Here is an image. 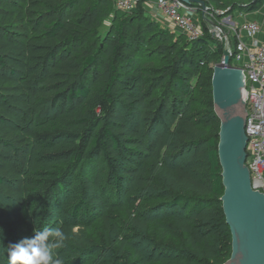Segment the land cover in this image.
I'll return each instance as SVG.
<instances>
[{"label":"trees","instance_id":"trees-1","mask_svg":"<svg viewBox=\"0 0 264 264\" xmlns=\"http://www.w3.org/2000/svg\"><path fill=\"white\" fill-rule=\"evenodd\" d=\"M205 1L227 14L264 3ZM108 3L0 0V264H8L10 244L55 228L66 235L62 264H86L97 250L96 212L108 210L112 194L159 199L133 219L136 235L159 254L135 252L136 264H222L231 234L220 201L219 138L209 137L220 122L204 38L175 39L146 17L143 3L131 12ZM152 41L162 59L137 63ZM203 154L199 172L192 167ZM57 205L62 217L53 222ZM153 214L172 219L179 246L150 238L161 226Z\"/></svg>","mask_w":264,"mask_h":264},{"label":"rangeland","instance_id":"rangeland-1","mask_svg":"<svg viewBox=\"0 0 264 264\" xmlns=\"http://www.w3.org/2000/svg\"><path fill=\"white\" fill-rule=\"evenodd\" d=\"M199 1L205 3L206 11L200 4L193 3L190 6L193 9L190 15H192L194 21L198 24L199 29L202 32L201 37L204 38V43H201L199 46L209 65L214 67L217 64V61L222 60L223 52L225 50L229 47L234 49L237 40L236 34L240 32L241 26L243 25L242 20H245V17H242V12L227 14L229 12L228 9L223 10L221 7L207 4L205 0ZM146 2L147 1L143 3L146 17L155 21L163 19L156 12L154 3ZM108 4L113 12L114 10H117L113 4ZM203 16H205V19H203ZM240 17L242 19H239ZM212 23L219 28L215 27ZM112 24H114V22L111 18L105 21V24L100 30L101 37H104L108 33ZM164 28L170 30L175 39L177 38L182 42L187 41L186 35L175 24L170 23ZM199 39H197V41H200ZM158 46L159 44L155 43V41L147 42V46L141 48L140 55L143 54V56L141 57L138 55V57H136L137 63L142 62L141 60H143V62L161 60L162 57L156 50ZM230 62L233 66L239 65L232 59ZM125 68L126 69L123 73L125 79L129 81L133 78V72L128 65H125ZM161 88L162 86L155 91L156 96ZM211 130L209 137L216 138L218 135L216 128ZM171 132L172 128L168 135H166L168 145L175 142ZM195 154L196 151L193 150L190 153H187L184 159L189 162ZM205 164L206 157L203 154L199 158L198 163L192 168L197 169L199 172H205ZM157 202H159V199H151L144 195L121 200L115 194H112L108 210L103 213L96 212L97 219L94 221L91 238L97 246V250L88 259L86 264H136L137 260L135 252H142L146 256H157L159 253L156 251L155 247L151 245V242L137 236L133 230V219L137 214L148 209L150 206H154ZM54 211L53 222L62 217L60 206H55ZM156 215L157 214H153L151 217L157 218L161 226L157 228L154 226L152 231L148 233L150 238L157 244L179 246L182 240L179 233L172 227V219L168 216L155 217ZM63 249L64 247L54 250L55 258L62 259L59 254ZM65 258L66 257H64V259ZM225 259H222V264L226 262H224ZM152 264L158 263L154 262Z\"/></svg>","mask_w":264,"mask_h":264},{"label":"water","instance_id":"water-1","mask_svg":"<svg viewBox=\"0 0 264 264\" xmlns=\"http://www.w3.org/2000/svg\"><path fill=\"white\" fill-rule=\"evenodd\" d=\"M181 1L188 6L198 3L206 11L202 1ZM231 59V52L225 50L211 81L214 113L220 122L217 153L224 188L220 201L231 234V257L224 264H264V193L254 189L246 164V77L241 68L229 64Z\"/></svg>","mask_w":264,"mask_h":264},{"label":"built area","instance_id":"built-area-1","mask_svg":"<svg viewBox=\"0 0 264 264\" xmlns=\"http://www.w3.org/2000/svg\"><path fill=\"white\" fill-rule=\"evenodd\" d=\"M109 1L117 10L131 12L139 4L151 0ZM153 2L159 14L175 24L189 41L201 38L202 32L190 15L193 11L190 6L181 0H153ZM260 31L261 26L257 22L244 23L240 32L236 34L234 49L231 47L228 49L232 54V60L239 64L235 67L241 68L246 77L244 92L248 138L246 164L251 173L254 189L264 193V43L257 38ZM229 64L231 65V62Z\"/></svg>","mask_w":264,"mask_h":264},{"label":"clouds","instance_id":"clouds-1","mask_svg":"<svg viewBox=\"0 0 264 264\" xmlns=\"http://www.w3.org/2000/svg\"><path fill=\"white\" fill-rule=\"evenodd\" d=\"M66 235L60 228L45 229L10 244L8 264H62L54 250L64 246Z\"/></svg>","mask_w":264,"mask_h":264},{"label":"crops","instance_id":"crops-1","mask_svg":"<svg viewBox=\"0 0 264 264\" xmlns=\"http://www.w3.org/2000/svg\"><path fill=\"white\" fill-rule=\"evenodd\" d=\"M150 2H153V0H151ZM154 3V2H153ZM156 12L158 13V15L163 18L158 10L156 9V6L154 5ZM242 17H245V20H242V24L247 23V22H257L258 24H260L261 26V31L258 34L257 38L260 42L264 43V3L255 11L253 12H242ZM239 19H242L241 17ZM159 22L161 23L162 26H166L169 25L170 23H172L169 19L163 18V19H159Z\"/></svg>","mask_w":264,"mask_h":264}]
</instances>
